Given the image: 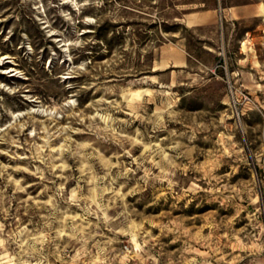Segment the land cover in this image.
<instances>
[{"label":"rangeland","instance_id":"1","mask_svg":"<svg viewBox=\"0 0 264 264\" xmlns=\"http://www.w3.org/2000/svg\"><path fill=\"white\" fill-rule=\"evenodd\" d=\"M0 264H264V0H0Z\"/></svg>","mask_w":264,"mask_h":264},{"label":"crops","instance_id":"2","mask_svg":"<svg viewBox=\"0 0 264 264\" xmlns=\"http://www.w3.org/2000/svg\"><path fill=\"white\" fill-rule=\"evenodd\" d=\"M249 12L245 9V10H240V9H234L233 10V20H238V19H241V18H244V17H247L248 15H251V14H248Z\"/></svg>","mask_w":264,"mask_h":264}]
</instances>
